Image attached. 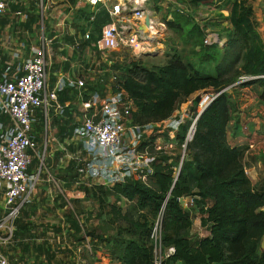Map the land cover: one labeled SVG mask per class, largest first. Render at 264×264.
Wrapping results in <instances>:
<instances>
[{
    "label": "trees",
    "instance_id": "obj_1",
    "mask_svg": "<svg viewBox=\"0 0 264 264\" xmlns=\"http://www.w3.org/2000/svg\"><path fill=\"white\" fill-rule=\"evenodd\" d=\"M152 1L155 12L160 9V0H150L149 5ZM250 1L187 0L192 7L218 2L217 7L225 13L223 19L228 25L216 34L225 41L221 48L215 42L204 44L207 25L193 22L190 15L180 13L177 8L167 7L170 18H163L164 26L179 34L191 54L185 56L173 48L163 65L151 68L140 61L125 62L111 92L121 90L128 96L133 107V122L140 126L154 124L153 130L167 127L184 100L207 90H212L216 97L199 115L189 142L185 139L198 112L192 120L179 124L173 142L185 146V159L180 167L178 159L157 150L154 142L158 136L153 135L142 145H148L149 153L154 156L149 184L131 178L113 186H79L98 204L99 210L108 208L106 214L114 225L118 223L113 226L111 235L106 234V223L103 224L105 232L94 236L92 230L80 234L75 217L72 214L67 217L74 239L80 241L86 236L97 242L96 249L91 251L93 255L86 258L87 264H155L151 235L158 220V247L163 256L160 264H264V250L260 247L264 239V180L251 184L243 164V149L228 140L229 133L234 136L238 126L234 125L233 133L230 131L238 109L232 95L236 89L250 88L264 105V42L257 31ZM93 14L89 6L77 11L84 25L77 26L76 30L83 35L87 26L92 27L89 40L82 45L93 43L100 27L109 23L103 9L88 23ZM6 24L7 21L0 18V28ZM7 63L8 60L2 61L1 65ZM243 78L249 80L241 81ZM94 89L90 93L98 92V87ZM67 93L71 94L67 96ZM74 95L70 89L59 93L65 113L62 118L53 119L60 139L72 135L74 126L69 107ZM199 102L197 96L191 104L197 107ZM36 139L39 141V137ZM36 163L34 160L32 165ZM75 174L76 180L82 178L76 169ZM110 196L127 201L131 211L122 212L108 201ZM185 197H191L204 213L207 235L191 239L192 220L181 206ZM20 217L16 221L17 229H25ZM169 248L173 249L172 254H167Z\"/></svg>",
    "mask_w": 264,
    "mask_h": 264
},
{
    "label": "rangeland",
    "instance_id": "obj_2",
    "mask_svg": "<svg viewBox=\"0 0 264 264\" xmlns=\"http://www.w3.org/2000/svg\"><path fill=\"white\" fill-rule=\"evenodd\" d=\"M5 2L7 11L0 18L7 21L5 26L9 25L10 29L9 33L3 32V37L5 38V35L9 34L8 38H12L15 43L26 41L33 44L39 40L43 31L45 36L51 40L49 73L59 70L68 72L71 77L79 76L84 79L87 91L83 93V97H88L91 94V89L98 87L97 91L100 98H105L111 89L117 85L125 62L140 61L145 67L151 68L163 65L173 48L185 56L191 54L190 47L185 46L180 41L179 34L167 30L166 27L165 29L156 27L157 33L151 42L152 50L150 53L133 54L130 51H123L111 55H102L96 52L92 44L82 45L84 43L81 39L82 32L76 30L77 26L82 27L84 25V21L78 18L77 11L87 6L91 8L88 0H44L43 7L40 0H5ZM153 3L152 1L149 5L151 11L154 9ZM250 4L257 23V31L264 42V0H251ZM158 6L160 7L159 10L152 11L153 17L157 21L163 24V18L168 16L169 7L186 8L187 15H190L193 22L207 25L206 35L216 38L215 43L220 48L224 46L223 36L219 35L220 38L216 34H219L228 25L223 19L226 16L225 13L217 7L218 2L210 6L201 4L192 7L187 3V0H160ZM16 11L21 13V17L14 15ZM87 29L91 32L92 27L90 29L87 26ZM209 42L213 41L209 39ZM245 80H249V78H243L241 81ZM68 95L70 94L67 93ZM232 95L238 109L235 111L236 117L231 123L230 131L236 124L243 128L244 123H246V116L251 118L250 114L253 112L248 107L249 102H251L252 107L257 103L256 96L250 88L236 89ZM197 96L200 97V102L197 107H194L191 102ZM213 96L212 90L191 96L178 105L179 110L171 120L181 119L182 122L192 120L194 113L205 109L209 102L214 99ZM78 105L79 103L74 104L71 100V107L69 108L73 120L80 115ZM194 109L196 110L194 111ZM256 109H260L258 105ZM35 116L37 119L42 118L38 110L35 111ZM255 116L264 117L261 111L256 112ZM54 120L49 121L48 135L46 136L44 130L41 129V120L35 126L37 132H41L39 141L37 139L35 141V150L41 155L34 159L37 163L31 165L29 170L37 173L41 167V172L30 203L21 211L27 215L23 217L20 212L21 225L25 226V229H17L16 221L18 219L14 222L17 232L15 234L19 237L15 238L14 236L13 247L9 250L10 253L13 251V254L9 256L10 264H87L86 258L90 257L91 254L93 255L91 251L96 249L97 242H92L86 236L84 240L77 241L74 239V231L68 229L67 217L71 214L75 217L78 221L80 234L93 231L94 236H96L95 233H101L105 230L106 226L103 224H108L107 236L113 233V226L116 227L118 224L114 225L109 220L110 217L106 214L107 207L99 210L98 204L92 202L79 189L81 184L98 185V183L96 180L75 179V163L70 161L69 156L79 150L78 143L69 141L71 140L70 137L60 139L59 130L55 126ZM61 120L59 119V121ZM157 129L151 131L146 136V140H149L153 135L158 136L154 142L157 150H162L166 156L178 159L179 165H181L185 159V148L173 142L176 130L167 127ZM108 201L120 207L122 212L132 209L131 205L124 199L118 200L110 196ZM200 202L203 206H207L206 202ZM181 206L192 220L191 239L192 236L206 235L207 229L203 222L204 213L195 206L193 199L191 197L183 198ZM2 216V208H0V219ZM162 257V252L157 247L155 250L156 261H161Z\"/></svg>",
    "mask_w": 264,
    "mask_h": 264
},
{
    "label": "built area",
    "instance_id": "obj_3",
    "mask_svg": "<svg viewBox=\"0 0 264 264\" xmlns=\"http://www.w3.org/2000/svg\"><path fill=\"white\" fill-rule=\"evenodd\" d=\"M150 0H88L94 15L105 10L109 23L97 32L92 47L102 55L123 51L133 54L150 53L151 42L157 28L165 26L153 17L149 9ZM43 7V0H40ZM187 15L186 8L177 9ZM7 11L5 0H0V17ZM14 15L21 17L16 11ZM149 24H145V18ZM91 32L87 29L81 39L86 42ZM215 42L216 38L204 37ZM51 40L42 31L37 42H13L8 38L9 60L0 69V197L2 218L0 219V264H10L2 248L13 243L15 220L22 209L30 203L37 186V173L29 168L40 153L35 150L38 123L35 111L42 115L41 128L48 135V123L53 118H62L65 106L59 102V93L70 89L80 102V115L75 117L71 141L78 143L79 150L69 156L75 163L77 173L84 179L96 180L103 186L121 184L127 179L137 178L149 184L154 156L148 145H143L146 136L153 131L154 124L140 126L132 119V102L121 90L109 92L103 99L99 92L88 97L85 81L81 77L59 78L51 83L49 54ZM172 119V118H171ZM169 120L167 128L177 130L181 119ZM142 146V147H141ZM156 149V148H155ZM44 155V152H43ZM42 165V164H40ZM160 223L156 221L151 238L155 250L158 247ZM169 248L167 254H172ZM155 264H160L155 262Z\"/></svg>",
    "mask_w": 264,
    "mask_h": 264
},
{
    "label": "crops",
    "instance_id": "obj_4",
    "mask_svg": "<svg viewBox=\"0 0 264 264\" xmlns=\"http://www.w3.org/2000/svg\"><path fill=\"white\" fill-rule=\"evenodd\" d=\"M9 29H10L9 25L4 26L3 29L0 28V67H2L1 65L2 61L5 62L9 60L10 47L5 46V43H7V36H9V34L5 35L6 36L5 38L3 37V32L9 33ZM57 43H59L58 40H57ZM52 74H54V75H51V77L53 78V79L51 78L52 84H54L57 79L62 78V77L66 79L71 78V75L68 74V72L65 73L59 70L52 72ZM256 100H257V97H256ZM72 101L74 104L79 103L78 107L80 109L81 100L77 95H74V98L72 99ZM257 105L260 108L259 110L256 109ZM246 106H247V103H246ZM248 107H250V109L253 110V112L250 114L251 118L246 116L247 119H245L246 123H244L243 128L238 125L236 132L234 133V136L229 133L228 140L233 145L239 146L243 149V163H244L246 175L250 179L252 185H256L261 180H264V117L260 118L259 116H255V115H256V112L258 111L263 112V115H264V105L260 104L257 100V103H255V106L252 107L251 102H249ZM39 120L40 119H38V121ZM74 121L75 120L72 119V124H74ZM231 132L233 133V129ZM40 136H41V132L37 134L36 138L38 137L40 138ZM97 183L100 184L98 181ZM0 198H1L0 208H2V204H3L2 197ZM22 216L25 217L23 214ZM15 233H16V229H15ZM15 233H14V236H15ZM17 237L19 236L17 235L16 238ZM13 244H14V237H13V243L10 246L2 248L3 253L8 258L10 254L11 255L13 254V251H11V253L9 251L10 249H12Z\"/></svg>",
    "mask_w": 264,
    "mask_h": 264
},
{
    "label": "water",
    "instance_id": "obj_5",
    "mask_svg": "<svg viewBox=\"0 0 264 264\" xmlns=\"http://www.w3.org/2000/svg\"><path fill=\"white\" fill-rule=\"evenodd\" d=\"M145 24H146V25L149 24V18H148V17L145 18ZM215 97H216V96H215ZM215 97H214V98H215ZM211 101H212V100H211ZM203 110H204V108H203ZM203 110H201L200 112H198L196 119L193 121V123H192V125H191V127H190V129H189V132H188V134H187V137H186V139H185V142H189V141L192 139L193 134H194V130H195V123H196V121H197L199 115L203 112ZM183 148H185V146H183ZM180 166H181V165H179V167H180ZM260 247H261L262 250H264V240L261 242Z\"/></svg>",
    "mask_w": 264,
    "mask_h": 264
}]
</instances>
